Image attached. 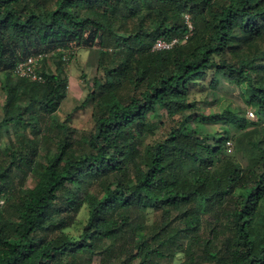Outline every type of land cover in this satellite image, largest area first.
Returning <instances> with one entry per match:
<instances>
[{
  "label": "trees",
  "instance_id": "obj_1",
  "mask_svg": "<svg viewBox=\"0 0 264 264\" xmlns=\"http://www.w3.org/2000/svg\"><path fill=\"white\" fill-rule=\"evenodd\" d=\"M186 15L188 40L154 49L189 32ZM98 44L83 102L94 129L73 139L55 123L64 134L40 158L41 116L68 95L65 64ZM40 52L58 55V71L15 75ZM0 73V129L21 130L0 144V264H264V138L243 166L226 143L249 120L193 98L223 74L264 118V0H0ZM160 107L170 127L146 144Z\"/></svg>",
  "mask_w": 264,
  "mask_h": 264
},
{
  "label": "rangeland",
  "instance_id": "obj_2",
  "mask_svg": "<svg viewBox=\"0 0 264 264\" xmlns=\"http://www.w3.org/2000/svg\"><path fill=\"white\" fill-rule=\"evenodd\" d=\"M100 53L101 46L99 44L91 48H81L77 50L76 56L68 64L64 63L66 65L64 74L68 77V95L59 110L52 115V119L41 116L40 126L43 131L39 134L40 139H42L40 158L44 159L46 155L56 151L61 141L64 129L54 126L55 123L71 126L74 129L70 133L73 139H85L94 129L93 104L89 102L83 105V102L93 89V78L97 74ZM57 58H59L58 55H51L45 60H41L38 63L39 69L46 72L58 71ZM1 77L2 74L0 73V121L4 117L6 103V92L2 87L3 78ZM217 78L218 80L214 82L208 77L203 82V86L196 88L193 98L209 110L222 111L232 108L249 120L251 125L246 129L231 126L232 138L226 143V151L235 155L243 166L248 167L256 159L257 148L255 144L264 138V118L257 114L256 107L244 101L239 86L228 80L223 74H218ZM151 121L154 125L153 131L145 136L146 144L163 138L170 127L167 113L162 107L151 116ZM50 126H53L51 130L47 128ZM19 131L21 130L17 124L0 129L1 146L12 145L11 143L17 140ZM26 131L29 135H33L30 127ZM14 173L16 175L15 183L21 184L25 188L33 185V173L19 170H15ZM88 186L95 189L93 185L88 184ZM81 213L82 218H85L86 211ZM72 229L77 233L75 227L66 230Z\"/></svg>",
  "mask_w": 264,
  "mask_h": 264
},
{
  "label": "built area",
  "instance_id": "obj_3",
  "mask_svg": "<svg viewBox=\"0 0 264 264\" xmlns=\"http://www.w3.org/2000/svg\"><path fill=\"white\" fill-rule=\"evenodd\" d=\"M186 18L189 26V32L185 34L183 38L181 39L173 38L170 41L160 38L155 42L154 49H167V48H171L172 46H174V44H176L179 41L186 42L193 31V24L190 21L189 15H186ZM51 55H53V52H40L34 55H30L26 59L20 61L18 65H16L14 69L15 75L20 77H27L34 80H42L43 79L42 75L39 74L38 71V63L41 60L50 57ZM3 203H4V199H0V204Z\"/></svg>",
  "mask_w": 264,
  "mask_h": 264
}]
</instances>
